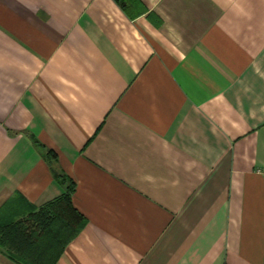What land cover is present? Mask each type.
<instances>
[{"label":"crops","instance_id":"obj_1","mask_svg":"<svg viewBox=\"0 0 264 264\" xmlns=\"http://www.w3.org/2000/svg\"><path fill=\"white\" fill-rule=\"evenodd\" d=\"M70 181L56 264H264V0H0V222Z\"/></svg>","mask_w":264,"mask_h":264},{"label":"trees","instance_id":"obj_2","mask_svg":"<svg viewBox=\"0 0 264 264\" xmlns=\"http://www.w3.org/2000/svg\"><path fill=\"white\" fill-rule=\"evenodd\" d=\"M44 156L49 162L57 160L56 153L47 148ZM54 174L61 177L56 171ZM72 189L70 181L66 191L45 206L18 220L0 222V248L19 264H56L87 223L86 216L72 202Z\"/></svg>","mask_w":264,"mask_h":264}]
</instances>
